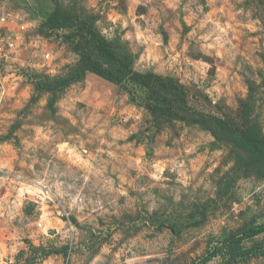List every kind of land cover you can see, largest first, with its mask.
<instances>
[{
    "label": "rangeland",
    "instance_id": "374dc122",
    "mask_svg": "<svg viewBox=\"0 0 264 264\" xmlns=\"http://www.w3.org/2000/svg\"><path fill=\"white\" fill-rule=\"evenodd\" d=\"M55 4L68 23L49 30ZM1 14L22 54L0 68L4 254L32 264L72 239L71 264H264V232L242 240L234 262L224 248L264 225V166L207 129L210 116L239 126L248 103L264 135V0H0ZM82 23L130 53L132 71L173 80L184 109L151 111L145 87L91 72L36 90L83 58Z\"/></svg>",
    "mask_w": 264,
    "mask_h": 264
},
{
    "label": "trees",
    "instance_id": "16d2710c",
    "mask_svg": "<svg viewBox=\"0 0 264 264\" xmlns=\"http://www.w3.org/2000/svg\"><path fill=\"white\" fill-rule=\"evenodd\" d=\"M60 19L68 23L67 14H60V9L55 4L54 11L48 16L46 21L47 28L49 30L63 28L62 24H59ZM82 28L89 33V40L85 42L87 50L83 58L65 77L48 82H37L34 86L36 90L62 91L69 84L80 81L86 73L91 72L113 84L119 85L130 78L135 85L145 87L148 89L152 99L154 98L152 100L153 103L149 104L151 111L164 113L181 105H183L182 109H184L185 100L181 88L173 80L168 79L165 81L168 84H164L156 80V77L152 74L141 75L132 71L133 57L130 53L118 54L117 51H112L111 47L99 37L95 30H92L85 23H82L78 29ZM79 31L76 30V32ZM250 109L248 103L242 106L241 114L239 115V126H234L232 123L227 124L223 120L213 119L210 116L208 118L212 125L207 127V129L216 139H219L223 133L227 132V140L236 143V146L242 152L249 155L250 163L262 167L264 166V135L255 122L249 121ZM263 232L264 225L253 223L244 227L236 236H232L228 241L224 242L229 261L234 262L237 260V247L242 240L253 239Z\"/></svg>",
    "mask_w": 264,
    "mask_h": 264
},
{
    "label": "built area",
    "instance_id": "2783aa9c",
    "mask_svg": "<svg viewBox=\"0 0 264 264\" xmlns=\"http://www.w3.org/2000/svg\"><path fill=\"white\" fill-rule=\"evenodd\" d=\"M6 20V21H5ZM0 22H11V19L9 18V15H4L1 14L0 15ZM12 24V22H11ZM16 25V23H15ZM2 28V27H0ZM15 38H19L17 37V31L15 32L14 30H9V29H0V68H5L6 65L9 63H14L13 59L17 58V56L22 55L21 54V49L20 46L16 45V39ZM34 40V39H33ZM33 40L31 39V37L28 38V44L29 42L32 44ZM26 41V40H25ZM28 47V46H27ZM26 47V48H27ZM41 60L43 62V68L45 73H49L51 71H54V67H52V62L50 59V54L48 52L43 53L41 55ZM29 66V65H27ZM26 66V67H27ZM14 72L20 74V70L18 68H12ZM200 80H202V78H194L193 81L194 83H198L200 82ZM63 216H66L65 218V226L67 227L68 230H72V224L70 222L69 217L65 214V212L63 211ZM72 239H70V248L68 249V251L65 252V254H59L61 256L55 255L53 256L48 255V256H42L40 254H38V258L36 256L35 263L32 262V264H71L70 263V258H71V248H72ZM0 264H15V257L12 254L9 253H5L4 254V250L1 249L0 247Z\"/></svg>",
    "mask_w": 264,
    "mask_h": 264
}]
</instances>
